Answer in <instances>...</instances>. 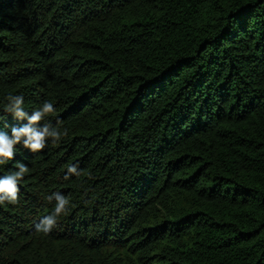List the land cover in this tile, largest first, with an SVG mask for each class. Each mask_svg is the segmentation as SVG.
I'll use <instances>...</instances> for the list:
<instances>
[{
    "label": "trees",
    "instance_id": "1",
    "mask_svg": "<svg viewBox=\"0 0 264 264\" xmlns=\"http://www.w3.org/2000/svg\"><path fill=\"white\" fill-rule=\"evenodd\" d=\"M9 94L68 135L0 172V264H264V0H0Z\"/></svg>",
    "mask_w": 264,
    "mask_h": 264
},
{
    "label": "clouds",
    "instance_id": "2",
    "mask_svg": "<svg viewBox=\"0 0 264 264\" xmlns=\"http://www.w3.org/2000/svg\"><path fill=\"white\" fill-rule=\"evenodd\" d=\"M0 112L3 113L0 115V123H3L8 116L17 121H26L19 127H12L10 133L0 130V172L18 154L17 146L22 145L24 149L34 154L40 153L50 144H58L68 135V129L64 128L59 120L53 123L49 119L56 114V107L50 100H45L38 108L28 111L23 95L9 94L0 102ZM28 175H30L29 166L18 162L14 170L0 176V207L15 205L18 202L20 186ZM79 175V165L70 164L64 179L68 180ZM46 199L52 204L51 212L43 216L35 227L37 231L49 234L58 226L60 218L68 214L71 201L60 191L48 194Z\"/></svg>",
    "mask_w": 264,
    "mask_h": 264
}]
</instances>
